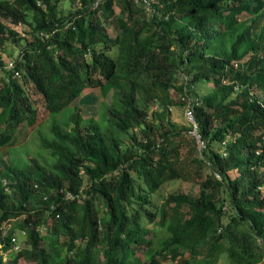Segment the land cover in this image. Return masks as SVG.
<instances>
[{"label":"trees","instance_id":"1","mask_svg":"<svg viewBox=\"0 0 264 264\" xmlns=\"http://www.w3.org/2000/svg\"><path fill=\"white\" fill-rule=\"evenodd\" d=\"M69 1L0 0V264L264 261V0ZM24 127L44 160L5 159Z\"/></svg>","mask_w":264,"mask_h":264},{"label":"rangeland","instance_id":"2","mask_svg":"<svg viewBox=\"0 0 264 264\" xmlns=\"http://www.w3.org/2000/svg\"><path fill=\"white\" fill-rule=\"evenodd\" d=\"M71 9L72 6L70 1L62 0L60 5L61 15H66L67 13H69V10ZM150 11H153V9L151 7H148V12L152 13ZM109 28L111 34L113 35L117 34V31L113 24L111 26L109 25ZM16 30L21 33L24 31V29H22L21 27L16 28ZM20 49H21L20 45H17L15 43H8L3 50V56L5 61H8L11 57L15 58L20 53ZM8 67L10 68V65ZM208 87H209L208 85H203L201 88V92L202 93L206 92V89ZM27 90L30 93V96L37 102L36 105L39 110L40 121H43L45 125L48 124L50 118L45 108V102L43 101L41 96L33 93L31 86H28ZM103 99L104 98L101 96V92L99 90L87 89L82 94L81 99H79L76 103L78 106H80L83 109L82 115L85 119H88L90 117L98 118L101 113V102L103 101ZM171 110H172L171 111L172 120L177 124H180L182 127H187L188 125L184 112L185 110L183 111L182 108L176 106L175 107L173 106ZM38 128L40 129V127ZM46 128L48 127H45V129ZM32 130H33L32 128L24 127L21 129V131L18 132L19 139L21 140L25 139L26 142L21 143L20 145H15L13 147L5 148L10 153V155L6 156L5 159L26 163L29 160V157L33 156V158L40 159L41 161L44 160V155L38 152L42 150L41 144L39 143V131L37 132V130L34 131ZM193 143L194 142L192 139H190V141H186L183 143V148H182L183 156L187 154L195 153V151L192 148ZM1 154H6V152L4 150H0V157ZM2 158H0V170L3 166L1 162L3 160ZM178 192L197 194L199 192V186L194 182H187V181H177L174 183L167 184L161 189L159 196L157 197V202L161 203L163 202L164 196L167 197L171 193H178ZM20 239L22 245L25 246L24 237H21ZM20 263L34 264V263L25 262L24 260H21ZM226 263L227 262L225 260H220L218 264H226ZM163 264H172V263H163ZM259 264H264V261L260 262Z\"/></svg>","mask_w":264,"mask_h":264},{"label":"built area","instance_id":"3","mask_svg":"<svg viewBox=\"0 0 264 264\" xmlns=\"http://www.w3.org/2000/svg\"><path fill=\"white\" fill-rule=\"evenodd\" d=\"M136 2H139L140 0H135ZM144 3L150 7V4L153 3V0H144ZM10 68L13 66V63H9ZM185 116H186V120L188 122H190L192 125H194V130L192 132V134L197 138V142L199 144L200 148H204V143L202 142L200 136L198 135L197 132V125H196V121L194 118V106H192V104L190 103L189 106L186 107L185 109ZM219 177V176H218Z\"/></svg>","mask_w":264,"mask_h":264}]
</instances>
